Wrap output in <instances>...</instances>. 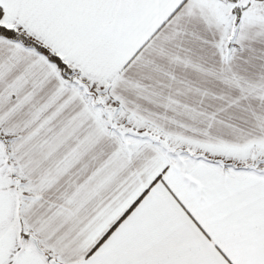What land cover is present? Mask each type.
<instances>
[{"label":"snow or ice","instance_id":"1","mask_svg":"<svg viewBox=\"0 0 264 264\" xmlns=\"http://www.w3.org/2000/svg\"><path fill=\"white\" fill-rule=\"evenodd\" d=\"M0 264H264V0H0Z\"/></svg>","mask_w":264,"mask_h":264}]
</instances>
